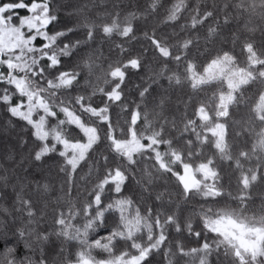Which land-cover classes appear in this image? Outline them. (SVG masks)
I'll return each mask as SVG.
<instances>
[{
  "label": "trees",
  "instance_id": "1",
  "mask_svg": "<svg viewBox=\"0 0 264 264\" xmlns=\"http://www.w3.org/2000/svg\"><path fill=\"white\" fill-rule=\"evenodd\" d=\"M36 5L46 24L0 53V264H264V238L243 258L207 225H264V0H0L1 17ZM18 78L41 129L14 112Z\"/></svg>",
  "mask_w": 264,
  "mask_h": 264
},
{
  "label": "rangeland",
  "instance_id": "2",
  "mask_svg": "<svg viewBox=\"0 0 264 264\" xmlns=\"http://www.w3.org/2000/svg\"><path fill=\"white\" fill-rule=\"evenodd\" d=\"M32 16L22 20L18 25L13 26L4 22L0 11V53H7L13 50L26 47L32 40V36L25 37V33L38 30L39 26H44L47 21L46 12L42 6H33L31 8ZM5 65H8L5 63ZM11 65H8V68ZM14 84L18 90L27 97L25 109H16L14 112L25 117L37 129H41V121H33L31 115L36 109L44 108L40 97L31 94L25 86V80L14 79ZM232 93L226 95L222 107L221 115H225L224 107L231 99ZM14 110V109H13ZM83 132L87 135L88 141L85 144L67 145V149L75 154L81 155L88 146V142L94 139V133L90 129L83 128ZM218 138H221V132H218ZM43 137V136H41ZM125 152L129 153L135 149L133 144H125ZM201 178L210 177L212 175L205 168L199 170ZM182 183L186 187H192L198 184L190 169L185 168L181 175ZM208 228L215 232L220 241L227 247L235 256L243 258H256L261 254V243L264 238V225L256 224V222L244 221V219L235 218L232 213H224L219 217L210 219L207 222Z\"/></svg>",
  "mask_w": 264,
  "mask_h": 264
}]
</instances>
